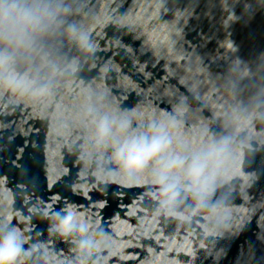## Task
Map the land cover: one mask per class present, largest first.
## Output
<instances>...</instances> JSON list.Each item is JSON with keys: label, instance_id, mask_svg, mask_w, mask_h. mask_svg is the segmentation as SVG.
I'll use <instances>...</instances> for the list:
<instances>
[{"label": "water", "instance_id": "water-1", "mask_svg": "<svg viewBox=\"0 0 264 264\" xmlns=\"http://www.w3.org/2000/svg\"><path fill=\"white\" fill-rule=\"evenodd\" d=\"M91 5L98 17L91 24L97 48L83 70L64 80L46 104L0 100V213L71 257L76 254L71 241L51 235L45 216L75 206L112 240L114 247L101 253L103 264H264V151L237 170L243 198L233 200L230 230L213 236L203 217L189 222L162 212L148 184L106 180L86 167L81 129L68 131L62 124L75 116L87 86L107 90L122 107L171 111L177 93L189 95L186 78L202 83L209 107L189 98L211 124L219 97L210 78L223 76L234 59L255 69L264 57V0H91ZM199 117L197 112L185 125L193 136ZM210 127L219 130V122Z\"/></svg>", "mask_w": 264, "mask_h": 264}, {"label": "clouds", "instance_id": "clouds-1", "mask_svg": "<svg viewBox=\"0 0 264 264\" xmlns=\"http://www.w3.org/2000/svg\"><path fill=\"white\" fill-rule=\"evenodd\" d=\"M97 19L91 0H0V100L34 106L51 101L96 52L91 24ZM262 75L264 57L255 69L237 58L223 76L210 78L219 97L211 122H219L217 131L189 98L209 107L202 83L187 78L189 95L177 93L171 111L122 107L107 90L87 86L75 116L62 124L68 131L81 129V159L101 178L146 183L162 212L189 222L203 217L207 232L219 236L233 223L234 198L244 195L237 170L244 171L245 163L264 151ZM197 112L193 136L185 125ZM45 219L49 233L70 240L76 254L64 256L0 213V264H103L102 251L114 247L108 233L75 206Z\"/></svg>", "mask_w": 264, "mask_h": 264}]
</instances>
